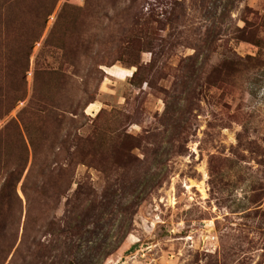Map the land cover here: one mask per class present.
Listing matches in <instances>:
<instances>
[{
    "label": "rangeland",
    "instance_id": "obj_1",
    "mask_svg": "<svg viewBox=\"0 0 264 264\" xmlns=\"http://www.w3.org/2000/svg\"><path fill=\"white\" fill-rule=\"evenodd\" d=\"M39 95L85 132L120 112L148 163L79 164L67 190L53 175L43 191L26 138L16 182V123ZM85 188L95 210L76 221ZM99 243L102 264H264V0H0V264H59L67 246L96 264Z\"/></svg>",
    "mask_w": 264,
    "mask_h": 264
},
{
    "label": "trees",
    "instance_id": "obj_2",
    "mask_svg": "<svg viewBox=\"0 0 264 264\" xmlns=\"http://www.w3.org/2000/svg\"><path fill=\"white\" fill-rule=\"evenodd\" d=\"M4 6V3H2ZM49 12V9H48ZM50 13H48L49 15ZM44 27L38 31V35L33 39V44L42 36ZM133 78L138 75V70L133 74ZM147 79H144V81ZM24 97H18V100H23ZM85 116V115H84ZM19 121H17V132L18 138L22 143V150L16 159V182L20 180L23 175L24 170L27 167L29 159L28 146L26 145V138L28 139L29 145L33 151V161L29 169L26 179L30 176L35 177V186L37 189L45 190L46 185L52 182L53 175L62 176L64 179V189H68L71 184V179L69 182V177L75 173V168L79 164H87L88 166H100L105 170L110 164L109 168L115 166L116 168H124L129 170H135L141 163H148L145 159H140L134 155L133 150L136 147V143H132L131 135H129L121 126V119L123 115L120 112L116 114L105 113L104 110L98 114V116L93 120V125L90 130L86 132L82 130L84 124H77L78 120H75L74 126H68L65 124L69 119L67 117V111L64 109L61 103L54 101V98L49 96L39 95L36 100L35 106H25L19 112ZM52 120L56 125V137L52 140L49 145L47 144V136L45 132V125L48 120ZM73 121V119H72ZM20 123L22 125L23 131L21 129ZM25 132V135H24ZM43 143L47 144V149L43 150ZM49 153L50 155H45ZM21 154V155H20ZM105 156L110 160L107 162H96L95 157ZM107 164V165H105ZM105 166V168H104ZM36 179H40L36 181ZM155 175L153 177L142 176L132 185L131 198L135 200H141L147 198L149 193L145 191V195H136L138 191V186L141 185L147 190L149 187H155L165 180L164 177H159L154 185L150 184V181L155 182ZM23 190L28 199H30L28 192V181L23 184ZM28 191V192H27ZM82 193V192H81ZM86 196L85 201L81 202V207H76V221L79 217H83V221L90 215L88 212L93 213L95 210V197L91 193V189L85 188L83 194ZM91 216V215H90ZM63 230L65 234L69 231H73L74 228L79 227V222L74 224L71 222ZM76 234V233H75ZM74 234V235H75ZM77 235V234H76ZM75 235V236H76ZM100 246H106L105 244H100ZM96 264H102L103 260L109 256L112 250L102 247H98ZM117 247H114L116 249ZM113 249V250H114ZM52 253L53 257L56 254ZM71 246H67V249L63 252V256L60 259L59 264H79V262L71 260H64L65 257L71 256ZM103 251V252H102ZM95 255V256H96ZM63 262V263H62Z\"/></svg>",
    "mask_w": 264,
    "mask_h": 264
},
{
    "label": "crops",
    "instance_id": "obj_3",
    "mask_svg": "<svg viewBox=\"0 0 264 264\" xmlns=\"http://www.w3.org/2000/svg\"><path fill=\"white\" fill-rule=\"evenodd\" d=\"M110 67H112V66H110ZM133 73H134V71H133ZM108 74V76H109V73H107ZM111 78H113V79H116V80H123L121 77H117V76H110ZM108 79H110V78H108ZM128 79V78H127ZM126 80V79H125ZM108 82V81H107ZM91 105H94V107L90 110L91 112L92 111H94V110H98V107H97V105L95 104V103H92V104H90L89 105V107L91 106ZM89 107H88V109H89ZM99 109H100V107H99Z\"/></svg>",
    "mask_w": 264,
    "mask_h": 264
}]
</instances>
